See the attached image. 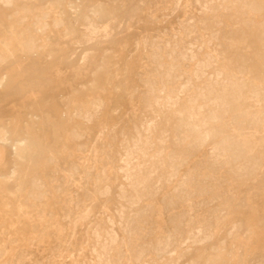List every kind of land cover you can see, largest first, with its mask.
<instances>
[{
  "label": "rangeland",
  "instance_id": "obj_1",
  "mask_svg": "<svg viewBox=\"0 0 264 264\" xmlns=\"http://www.w3.org/2000/svg\"><path fill=\"white\" fill-rule=\"evenodd\" d=\"M0 264H264V0H0Z\"/></svg>",
  "mask_w": 264,
  "mask_h": 264
},
{
  "label": "bare ground",
  "instance_id": "obj_2",
  "mask_svg": "<svg viewBox=\"0 0 264 264\" xmlns=\"http://www.w3.org/2000/svg\"><path fill=\"white\" fill-rule=\"evenodd\" d=\"M254 7V6H253ZM254 10V9H253ZM252 13V12H251ZM91 29V28H90ZM57 42V41H56ZM68 46V45H67ZM5 58V57H4ZM247 71V70H246ZM202 75H204V74H202ZM247 76V75H246ZM244 78V77H243ZM246 78V77H245ZM234 95H235V93H234ZM238 96V95H237ZM248 100V99H247ZM137 133V132H136ZM125 153V152H124ZM39 184V183H38ZM134 205V204H133ZM132 207V206H131ZM236 217V216H235ZM96 236V235H95ZM164 249V248H163ZM155 251V250H154ZM155 253H158V252H156L155 251ZM165 253V252H164ZM159 254V253H158ZM160 255V254H159ZM159 257V256H158Z\"/></svg>",
  "mask_w": 264,
  "mask_h": 264
}]
</instances>
